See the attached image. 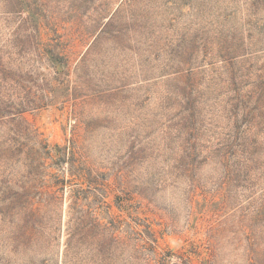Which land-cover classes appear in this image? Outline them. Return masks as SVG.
Wrapping results in <instances>:
<instances>
[{"label": "rangeland", "instance_id": "374dc122", "mask_svg": "<svg viewBox=\"0 0 264 264\" xmlns=\"http://www.w3.org/2000/svg\"><path fill=\"white\" fill-rule=\"evenodd\" d=\"M91 256L264 264V0H0V264Z\"/></svg>", "mask_w": 264, "mask_h": 264}, {"label": "trees", "instance_id": "16d2710c", "mask_svg": "<svg viewBox=\"0 0 264 264\" xmlns=\"http://www.w3.org/2000/svg\"><path fill=\"white\" fill-rule=\"evenodd\" d=\"M115 230L116 228L113 227L108 232L111 252H114L121 243L120 238L115 234ZM144 262H149V259L143 256H91L92 264H143Z\"/></svg>", "mask_w": 264, "mask_h": 264}]
</instances>
